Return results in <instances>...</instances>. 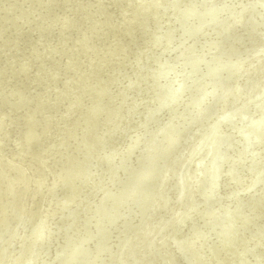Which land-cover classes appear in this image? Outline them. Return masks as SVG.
I'll return each instance as SVG.
<instances>
[{
  "label": "rangeland",
  "instance_id": "374dc122",
  "mask_svg": "<svg viewBox=\"0 0 264 264\" xmlns=\"http://www.w3.org/2000/svg\"><path fill=\"white\" fill-rule=\"evenodd\" d=\"M220 2L226 1L0 0V163L3 164H0V168L9 171V183L13 181L18 183L15 188L16 194L14 192L12 198L13 202L19 205L14 207L12 215H17L22 209H26V215L32 214V217L29 216V222L20 221L15 227H4L12 225V216L10 218L7 216L1 223L0 264H110L113 261L109 259V254L113 249L123 251L121 246L124 244L122 243L124 238L131 237L140 226L144 227L147 221L150 223L160 221L159 215L152 213L148 217V213L153 200L156 202L161 199L164 192L162 188L171 184L173 195L167 204L173 210L171 212L173 216L168 222L156 227L151 239L146 243L144 255L148 264H185L172 245L184 239L181 245L189 242L193 249L197 244L193 239V233L196 231L205 241L197 249L198 252L205 249L204 262L210 256L211 244L219 242L220 247L213 255L211 264H261L257 260H251L252 256L245 253L249 249L247 244H250L252 249H257L256 252H260V246H264V225L256 223L258 221L264 223V207L262 208L255 200L258 191L262 194L264 190V165H261L262 169L257 176L247 181L239 193L221 197L208 192L203 195L204 207L202 206L201 209L200 206L198 207V217L204 209L215 210L217 213L215 217L229 220L231 229L235 231L226 233L218 228L217 231L205 232L203 229L208 227L207 223V225L201 224L197 230L186 224L185 231L178 233L185 217L192 216L193 205L197 201L191 196L183 206L177 207V203L184 200L185 192L188 190V185L180 183L179 179L188 177L186 181L189 182L194 179L191 163L190 167L185 169L189 170L184 176L185 170L181 171L184 167V159L186 157L188 160L190 153L184 154L179 151L176 170L170 172L169 167H174L175 164L170 163L177 152L175 150L181 145H188L197 131L201 135L205 131L212 130L213 127L209 125L212 118L221 113L233 117L227 127L234 128L237 133L244 132L248 135L247 141L250 143L248 148H255L254 144L264 143V137L260 139L257 136L260 130H264V106L259 108V101L264 98V59L262 55L254 54L264 52V49L255 45L253 49L241 50L240 53L230 57L231 61L249 57L243 65L256 68L251 71L243 85L239 83L240 94L231 90L227 98L225 91L230 88L229 86H215L203 80L208 74L207 71L215 70L218 63H210L207 59L203 64L192 63L194 57L199 55L197 51L200 49L206 48L205 53L202 54L205 57L214 49L209 51L210 47L207 43L209 41L200 40L198 33L201 31L198 30L202 24L198 25L197 22L220 15L217 10L219 5H223ZM247 2L250 0H233L230 4L236 7L239 3ZM139 3L140 8H136L135 5ZM205 3L215 7L216 10L205 15L207 12L204 13L205 9L199 6H204ZM124 7V12H120ZM196 11L200 13H195ZM237 12L239 15L244 13V11L240 12L239 8ZM230 15L233 14L223 16L220 21L212 25L219 26L222 30L221 40L227 37L231 41L236 31L237 25L228 24L232 19ZM128 17H131L133 22L125 23L122 27L126 28V32L124 30L126 34L118 32L122 29L119 28L118 23L125 22ZM143 18L146 19L147 25L143 23ZM260 34V37H264V32ZM152 39L154 42L157 41V48L152 49L150 45ZM174 39L186 43L191 42L190 40L194 41L193 49L187 50V57L193 58L192 60H187L186 57L177 59L181 50L176 48L179 42ZM167 43H170L167 50L171 49V53L164 59L162 57L164 51L162 52L161 48ZM157 51L159 54H156ZM148 52L151 55L143 63V56ZM216 52L214 51L213 54ZM220 53L219 51L218 54ZM135 59H137L136 63H139L138 67ZM149 61L154 62L158 67L152 72L143 73L144 64ZM169 61L181 63L177 65ZM241 73L244 75V71ZM224 74L225 71L220 72L218 77ZM155 75L161 85V100L177 97L178 101H175L171 108L166 109L168 113L164 114V117H158L151 122V125H145L146 129L142 125V129L139 128L141 132H137L136 121L142 118L141 114L146 108V104H143V96L150 88V78ZM193 80L196 84L203 82L205 88L191 94ZM249 89L252 90L245 98ZM207 92L209 93L205 95ZM238 96L239 101L247 104L229 107L234 101L236 102ZM195 100H198V105L195 112L191 113L189 105ZM118 103L122 104L116 106ZM220 106L224 109L221 110ZM185 108L187 110L181 115L185 114L183 119H176L173 122L178 123L166 130L162 141L157 134L164 129L172 115L179 109ZM66 111L67 113L64 114ZM236 112L241 113L235 115ZM107 118L109 122L110 119L119 121L116 130L112 129L111 123L106 124L103 121ZM183 125L186 129L179 134L174 144V152L167 159L170 155L168 150L170 145L167 142L172 137V133ZM112 130L118 135L115 132L108 134ZM134 132L137 141H132L135 138ZM224 134L222 131L220 139L225 141L228 138H223ZM99 135H105L106 138V149L103 151L106 158L99 153L93 154L94 137ZM197 140L198 138L190 142L191 145L196 146ZM238 143H233L229 147L230 151L237 150L241 144ZM60 146H63L61 151L58 150ZM147 147L152 151L148 152L145 149ZM47 150L49 152H46ZM246 150L244 156L250 153ZM202 151L201 149L199 152ZM207 151H212L211 147ZM34 154L39 156V159ZM216 154L215 150L214 154L210 155V159ZM57 156H60L63 165ZM51 157L52 164L48 159ZM82 157L87 159L86 165L81 163ZM121 158L123 161L121 167L112 170V164ZM33 159L42 161L41 165L47 163L44 166L50 167L48 169L54 170L55 174L62 170V177L65 179V188L58 187L59 193L56 192L51 200L47 199L45 205H54L56 200L59 202L60 198L63 200L68 198L67 205H63L61 218L52 217V220L50 218L47 229L40 234L37 225L43 214L42 201L38 193L33 194V190L40 186L38 172L34 173L35 167L32 162L30 166L27 164ZM149 161L156 163L146 173L147 167L144 165ZM81 164L85 167L89 164L91 166H87L89 170L86 171L85 167V170L80 168ZM140 169H143V178H139ZM233 170L231 168L230 171ZM23 174L28 180L25 183L21 181ZM234 174L236 176L237 172ZM163 176L167 177L164 183H162ZM119 178L124 179L120 180L116 188V180ZM204 180L205 183L196 184V191L208 190L206 185L216 182L213 176ZM240 182L241 177H234L231 189L235 185L236 187L241 185ZM226 183L228 182L222 185ZM3 184H6L5 180L0 181V198L3 195L1 193ZM176 184H178L177 190ZM25 185H27L26 194H31L30 197L28 196L26 208L23 207ZM159 186L161 188L157 191L156 187ZM134 188L137 189L138 194ZM123 190L132 192L136 200H141V206L137 207L134 202H128V209L123 211L126 205L121 199ZM90 191L93 196L89 199L85 193ZM228 196L232 197V201H229ZM99 206L117 214L123 211V214L130 219L122 226H117L115 223L119 222L118 217L117 220L111 218V215L109 217V214H99ZM97 215L101 218V223L94 229V236L88 234L92 233L91 230V232L88 230L81 232L85 222L94 220ZM205 215L208 216V213L206 212ZM76 231L81 233L78 232L80 238ZM75 232L77 239L70 242L67 238ZM222 248L225 249L221 250ZM240 249L244 254L235 259L233 253L236 255V250ZM172 252L177 253L178 257L175 253L171 255ZM200 261L204 264L202 256Z\"/></svg>",
  "mask_w": 264,
  "mask_h": 264
},
{
  "label": "bare ground",
  "instance_id": "6f19581e",
  "mask_svg": "<svg viewBox=\"0 0 264 264\" xmlns=\"http://www.w3.org/2000/svg\"><path fill=\"white\" fill-rule=\"evenodd\" d=\"M225 1L226 2H224V3L220 2L223 5H219L217 7V10H219V12L221 13L220 15H222L221 17H219L220 15H218L216 17H219V18H216V17L215 18H213V17L212 18H206L205 21L197 22L198 25L202 24V27L198 30V31H201L198 33L200 40L206 39L207 41H209V42H207L208 46L210 47L209 51L214 48L213 50L210 51L212 54L214 51L216 52L215 49L218 48L217 52L215 54L212 55L211 53H209V55L207 57L203 56L202 54L205 53L204 51L206 49V48H204V49H200L199 51H197V53L199 55L195 56L194 59L188 58L187 57V50H188V48L190 50L193 49V46L195 44L194 41L190 40L191 42L186 43V41L179 42L177 39H174V40H176V42H179L177 45L178 47H176V48L177 49L180 48L179 50H181L179 52L180 56H178L177 59H182L184 57H186L187 60L193 59L194 60L192 62L193 64H203V62H205L206 59L209 60L210 63H212V62L218 63L215 70L207 71L208 74L203 77V80L206 83H210V84L215 85V86H222V85L229 86L230 88H228L227 91L222 89V91L226 92L225 98H227L231 94V90L234 92H237L238 95L240 94L241 87L239 86V83H241L243 85L247 81V78H249L251 71H253V69L256 68V67H253V68L250 67L249 68V67H245V65H243V63L247 59H249V57L243 58V60L235 59L232 61L230 60L231 59L230 57L240 53L241 50H244L247 48L253 49L254 47H256L255 45H257L259 48L264 49V37L263 36L260 37V35H261L260 33L264 32V0H250V2H247L244 4L239 3V4H237L236 7H232L230 4V3H232L233 0H225ZM140 6H141L140 3L135 5L136 8H140ZM164 6H166V5H164ZM199 6L203 7V9H205V10H203L204 13L207 12L205 15L209 14V12H211L213 10L214 11L216 10L215 7H211L207 3H205L204 6L203 5H199ZM125 7L120 12H124ZM238 8H239L240 12L244 11L243 15L238 14V12H237ZM235 9H237V10H235ZM137 10L139 11L140 9H137ZM135 12H137V11H135ZM187 12H188V10H187ZM234 12H235V15H234ZM195 13H200V12L196 11ZM223 13L225 15L233 14V15H230V16H232V19L230 20V22L228 24H230L232 26L237 25L236 26L237 28L235 29L236 31L233 33V37H231V41L227 37H226L227 39L224 38L223 40H221V38L223 37L222 30L219 28V26H217V27L212 26L214 23L220 21V18H223V16H225ZM115 14H117V13H115ZM137 14H139V13L137 12ZM117 15H116V17H117ZM144 15L150 16L152 14H144ZM132 17H135V16H132ZM130 22L132 23L133 20L131 19V17H128L125 20V22H119L118 23V24H120L119 28H122L125 23L130 24ZM203 22H205L204 25H203ZM243 22L245 24H243ZM143 23H145V25H147V21L145 18H143ZM239 24H243V25L239 26ZM124 30L126 32V28H122L118 32L123 33ZM125 32H124V34H126ZM211 39L213 41H211ZM171 41H169V42H171ZM161 43L162 42H159V44H161ZM156 44H157V41L154 42L153 39L150 41V45H151L152 49L157 48ZM163 45L164 46L161 48V51L162 52L164 51L163 52L164 54L162 57L165 59V58H167L166 56L171 53V49L167 50V47L170 45V43H167L166 45L163 44ZM243 47H245V48H243ZM238 49H240V50H238ZM219 51L221 52L220 55L218 54ZM263 53L264 52H255L254 54L255 55H262V59H264ZM156 54H159V52L157 51ZM150 55L148 52L147 54H145L143 56V63L145 62V59L149 58ZM157 57L162 58L161 56H157ZM30 58L32 59L33 57L30 55ZM136 60L137 59H135V63H136ZM168 60H170V59L168 58ZM141 61H142V58H141ZM169 62H173V61H169ZM236 62H239V64H237ZM180 63L181 62L176 61L174 64L179 65ZM136 65L138 67L139 63L137 62ZM157 67L158 66L157 65L155 66L154 62L149 61L146 65L144 64L143 73L148 72V71L152 72ZM219 70H220V72L225 71V74L222 77H218V74L220 73V72H218ZM241 71H244V75L241 73ZM193 81H194V86L190 89L191 94L197 93L198 89L201 90V89L205 88L203 82L196 84L195 80H193ZM159 84L160 83L157 81L156 75L152 79L150 78V82H149L150 88H148V90H147L148 92H146V94L143 96V101H144L143 104H146L147 106L145 105L146 108H145V110H143V114H141L142 118H139V121L138 120L136 121V123L138 124L137 132H141L140 130L142 129L141 128L142 125L143 126L151 125V122L153 120H156L158 117L159 118L164 117L165 116L164 114L168 113L167 112L168 110L166 111V109L171 108L170 106L175 101L176 102L178 101L177 97L176 98L170 97L169 99L166 98L162 101L160 98L161 85H159ZM185 89H187V88H185ZM251 90L252 89H249L246 92L245 98L248 97ZM208 93L209 92H207L205 95H207ZM184 96H186V94ZM184 98L185 97H183V99ZM237 98L238 99L236 100V102L234 101L231 105H229V107L232 105H236V104H247L241 100L239 101V96ZM203 100H205V99H202V101ZM249 102L251 104V100ZM121 104L122 103H120V104L118 103L116 106H119ZM259 104L256 103V105H259V108H263L264 98L260 99ZM135 105H137V104H135ZM197 105H198V100H195L193 103H191L189 105V106H191V107H189V109H190L189 111L191 113H194L195 109L197 108ZM107 107H109V105H107ZM219 108L221 110L224 109L223 106H220ZM185 110H187V109L186 108L185 109H179L176 114L171 116L170 120H168V122L165 124L164 129L160 133L157 134L159 136V138H161L162 141H163V136L165 135L166 130L169 127H171L172 125H177V123H178V122H176V123H173V122L176 121V119L177 120L183 119L185 114L183 116H181V115H182V112ZM229 112H231V111H228V113ZM241 112H243V111H241ZM241 112H236L235 115H238ZM66 113H67V111L64 114H66ZM200 118H201V115L199 116V119ZM231 118H233V117H230L229 114L226 115V113H221L218 116H214L211 120V123L209 124V125H211V127H213L212 130L205 131L201 135L198 134V131H197L192 136L190 142H193L195 139L198 138V140H197L198 143L196 144V146H192L191 143L189 142L188 145L187 144L185 146L181 145L179 149L175 150V152L176 151L177 152L175 153V156H173L174 157L173 160L171 159L172 162H170V163L174 162L175 164H174V167H169L170 172H173V170H176L175 165L177 163V158L179 157L180 152H184V154L190 153V155L188 156V160H186V157H185L184 167L181 171L183 172L186 168L190 167V163H191L193 165L192 166V173H193L192 176L194 179L191 182L186 181L188 179V177H185L183 179H179L180 183L188 185V190L185 192L184 200L177 203V207L183 206L184 202L185 201L188 202L189 199L191 198V196H194V200L197 201V203H195L193 205L194 212H193L192 216L185 217L184 221L181 224V227L178 229V233H182L185 231L186 224H189L191 226V228L193 227V229L197 230V227H199L201 224L207 225V223L209 224L208 227H205L203 229L205 232L214 231V230L217 231L218 228H221V230H223L226 233H231L232 231H235V230L231 229V226H230L231 223H228L229 220H226V219L221 218V217H215V215L217 214L215 210H211L208 208L204 209V211L201 213V216L198 217L199 216L198 207L200 206V209L202 206L204 207V203H203L204 196L203 195L205 193H207V192L212 193L213 195L218 196V197L239 193V191L242 188H244L247 181H251L257 176V174L262 169L261 165H264V143H260V144L257 143V144H254L256 146L255 148H248L249 147L248 144H250L247 141L248 135H246L244 132L237 133L234 128L227 127V126H229L228 124L230 123ZM103 121H105L106 124L111 123L112 129H115V130L117 129V127L119 125V121L116 119H114V120L110 119V122H109V118H107V119H103ZM185 123H189V122H185ZM184 125L188 126L187 124H184ZM184 125L181 126L179 129H177L174 133H172V137L168 140L167 144L170 145V148L168 147V150L170 151V155L168 156L167 159H169L170 156L172 155V153L174 152V150H173L174 144L177 141L179 134L183 130L186 129V128H184ZM192 126H194V125H192ZM146 127L147 126H145L144 128L146 129ZM188 127H191V126H188ZM139 128H141V129H139ZM115 130L108 132V134H110V133L113 134V132H115ZM222 131L225 133L223 135V138H228L225 141L220 139V137H221L220 134ZM135 133L136 132H134V135H135ZM257 136L260 139H262L264 137V130H260L257 133ZM134 137L135 138L132 141L137 139V135H135ZM53 139H55V137ZM94 141H95L94 144H92V150H94L93 154L98 155V153H99L100 155L102 154V156L104 158H106L105 152H103L106 149L105 135H99V137L95 136ZM237 142H239L238 144L241 143L239 145L240 147L237 150L230 151L229 147L233 143H237ZM220 144H222V146ZM55 147H57V146L55 145ZM60 147L61 148H59L58 150L61 151L63 146H60ZM210 147H211L212 151H207V150H209ZM145 149L148 152L152 151V149H149L148 147ZM201 149L203 151L199 152ZM215 150L217 152L216 156L214 158L210 159V155H213ZM245 150L250 152L249 154H246V156H244ZM46 152H49V150H47ZM88 152H89V150H88ZM100 152H102V153H100ZM60 153H63V152H60ZM60 153H58V154L60 155ZM91 153H92V151H91ZM254 154H256L257 156H254ZM60 156H57V157H59L58 158L59 160H60ZM227 156H229V157H227ZM38 157L36 156V158H38ZM40 157H41V155H40ZM57 157H55V158L57 159ZM61 157H63V155ZM226 157H227V159H226ZM82 158L83 159H82L81 163L85 164V161L87 159L84 157H82ZM41 159H42V157H41ZM48 159L51 160V164H52V161H53L52 157H51V159L50 158H48ZM261 159L263 161H261ZM43 160H45V159L43 158ZM195 160H197V161L194 162ZM61 161H62V159L60 160V162ZM63 161H65V160H63ZM31 162H32L33 166L35 167L34 173L36 171L38 172L37 177H38V182L40 185V186H37L36 190H33V194H34V192L38 193V196H39L40 200L42 201L41 207L43 208L42 209L43 210L42 217H41V219H39V222L37 225V228H39L38 233L40 234V233L44 232L45 229H47V227L49 225L50 218H51V220H52V217L61 218L60 216H61V212H63V205L64 204L67 205L68 198H66L64 200L62 198H60L61 200L59 199L60 200L59 202H58V200H56L54 205H45V204H47V199L51 200L53 195L56 194V192L59 193V191H57L58 187H60V188L64 187L65 188V179H63V177H62V170L59 172L60 174L59 173L55 174V172L53 173L54 170L50 171L52 169H48V168H50V167H48L50 164L47 165L48 168H46V166H44L45 163L44 164L42 163V165H41L40 162H42V161H39L37 159H33L32 161H29L27 164L30 166ZM122 163H123L122 158L118 159V161L116 163L112 164V166H113L112 170H118L121 167ZM155 163H156V161H154V162L149 161L144 165V167H147L146 173L151 170V168L154 166ZM0 164L3 165L2 163H0ZM60 164H58V167L60 166ZM62 165H63V163H62ZM89 165H87V166H89ZM108 165L109 164L107 162V166ZM87 166L85 167L84 165L81 164L80 168L83 170H85V168H86V171H88L89 167L87 168ZM51 167H53V166H51ZM62 167H61V169H62ZM231 168L234 170L230 171ZM56 170H57V168H56ZM104 170H107V169H104ZM188 170L189 169H187L183 172V176L188 172ZM241 170H244V171L241 172ZM58 171H59V169H58ZM63 172H64V169H63ZM235 172H237L236 176L234 174ZM138 175H139V178H143V169H140V171L138 172ZM239 175L241 177V182H240L241 185H239L237 187L235 185L231 189V187H232L231 183H232L234 177L240 178V177H238ZM211 176H213V180L215 179L216 182L213 181V183H209L208 185H206V187H208V190H204L203 192L196 191V184L205 183L204 179H206L207 177H211ZM149 178L151 179L152 177L150 176ZM166 178H167L166 176H163V178H162L163 182L162 183H164L166 181ZM123 179L124 178H119L116 180V186H117L116 188H118V184H119L120 180H123ZM1 180H3V182L5 180L6 184H3L4 187L2 188V192H1L3 195H2V198H0V227H2L1 223H3V220L7 216H9V218H10V216H12L11 219L13 220V222L11 220L12 225L11 226H10V224L5 225L4 226L5 228L18 226L17 223L20 221L21 222H29V220H28L30 218L29 216H31L32 214L30 213L29 215H26L25 214L26 209H22L15 216L12 215V212L14 211V207L15 206L17 207V205H19V203H16V202L14 203L13 198H12V194L15 192V188L17 187L18 183H16L15 181L9 183V171H7L6 169L3 170L2 168H0V181ZM21 181L23 183L28 181L25 174L22 175ZM158 181H157V183H158ZM225 182H228V183H226L225 185H222V183H225ZM44 184H45V186H44ZM100 184H102V183H100ZM178 184H176V186H175L176 190L178 189ZM171 185L168 187L162 188V190L164 192L162 193L161 199H159V201H156V202L153 200V204L151 205L150 211L148 213V217L152 213H155L156 216L159 215L158 218L160 219V221L159 222L155 221V222H151V223H150V221H147L146 225L144 227L140 226V228L134 234H132L131 237L124 238L123 242H122L124 244H123V246H121V248H123V251L120 252V251H118V249H113L111 251V253L109 254V259L111 261H113L110 264H148V261L144 255V252H145L144 247H145L146 243L148 242L149 239H151L152 234L155 231V228L158 227L163 222H168V220L171 219V217L173 216V214H171V212L173 210H171L169 205L167 204L168 201H170L171 196L173 195V191L171 190ZM26 187H27V185H25V191H24L25 197L23 199V202H24L23 207H25V208H26L27 203H28V196L30 197V195H31V194L29 195V193L26 194V192H27ZM29 187L31 188V186H29ZM229 187H230V189H229ZM160 188H161V186L156 187V190L157 189L160 190ZM96 190L93 191V195L95 194ZM136 190L137 189L134 188L135 192H136ZM91 192L92 191L85 193V195H87V197L89 199L93 196V195H91ZM121 193H122L121 199L123 200V202L126 203V205L123 207V211L128 209V202H134L137 207L141 206V204H142L141 200H139V199L136 200V198L133 197L132 192L127 191V190H123ZM15 194H16V192H15ZM136 194H138V192H136ZM153 194H154V191H153ZM198 197L201 200L196 199ZM228 198H229V201H232L231 196H228ZM135 200H136V202H135ZM255 200L258 202L259 205L262 206V208L264 207V190H263L262 194L260 191H258V196L255 197ZM99 209H100L99 214H101V215H105V214L108 215L109 214V217L111 215V218H116V219L118 217L119 222L115 223L117 226H122L126 221H128L130 219V217L123 214L124 213L123 211L120 212L119 214H117L115 212H109V210H107L103 206H99ZM159 209H161V210L159 211ZM166 210H167V213H165ZM48 212H50V213H48ZM206 212L208 213V216L205 215ZM110 222H111V220H110ZM100 223H101V218L97 215L94 220L90 219L89 222H85V225L87 226L86 228L84 227L85 225L83 224L84 226H82L81 232H83L84 230L85 231L88 230V232L92 231V233H88L92 237L95 234L94 229ZM112 223H113V221H112ZM256 223L258 225H264V223H261L259 221ZM76 232L67 238L70 242L75 241L77 239V238L75 239ZM78 232H77V235H79ZM199 235H200V233L197 231L193 233L194 242L197 243L196 245H194L193 249L191 247V244H189V242L185 243L184 245H181V243L182 244L184 243V239L179 240L178 243H175L174 245H172L173 246L172 248L179 253L181 260H183V262L185 264H203L200 261V256H202V260L204 262L205 249L203 248L200 252L197 251L200 244L205 242ZM79 238H80V235H79ZM211 245H212V247L210 248V256L208 257V260L206 262H204V264H211L213 255L215 253H217V250L220 247L219 242L212 243ZM247 246H249V249L245 254H250L252 256L251 260H257L261 264H264V246H260V249H261L260 252L259 251L256 252L257 249H252L250 244H247ZM223 249H225V248H222L221 250H223ZM241 250L242 249L236 250V255L233 253V256L235 259L241 257L242 254H244V253H242ZM174 253L175 252H172L171 255ZM175 254L177 255V253H175ZM177 257H178V255H177Z\"/></svg>",
  "mask_w": 264,
  "mask_h": 264
}]
</instances>
